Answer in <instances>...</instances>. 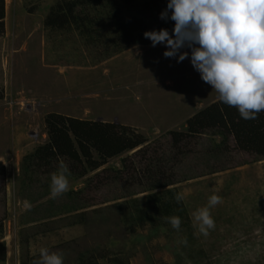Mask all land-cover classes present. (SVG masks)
Segmentation results:
<instances>
[{
  "label": "rangeland",
  "instance_id": "obj_1",
  "mask_svg": "<svg viewBox=\"0 0 264 264\" xmlns=\"http://www.w3.org/2000/svg\"><path fill=\"white\" fill-rule=\"evenodd\" d=\"M58 1L4 0L0 264H36L42 247L63 253L64 264H78L86 250L121 253L122 264H264V159L239 150L233 139L221 145L211 132L175 144V134H187L188 120L218 94L190 59L166 58L163 45L120 44L115 22L136 20L140 28L127 31L151 42L143 34L168 21L160 19L168 0H102L85 10L95 30L47 27ZM109 3L120 10L115 21ZM50 115L126 127L143 144L82 178H69V192L83 191L76 201L67 193L52 199V175L61 162L70 164L61 160L42 173L32 167L27 175L23 168L24 159L48 142ZM159 171L173 176L168 189L183 196L182 209L171 216L181 218L180 230L168 219L132 233L117 229L123 209L153 193ZM213 194L222 203L211 209L216 227L204 237L193 213ZM69 208L82 214L62 213ZM185 238L187 246L179 243Z\"/></svg>",
  "mask_w": 264,
  "mask_h": 264
},
{
  "label": "trees",
  "instance_id": "obj_2",
  "mask_svg": "<svg viewBox=\"0 0 264 264\" xmlns=\"http://www.w3.org/2000/svg\"><path fill=\"white\" fill-rule=\"evenodd\" d=\"M101 2L102 0H60L50 11L45 20V25L52 29H63L67 26H75L81 29V27L87 26L92 30L94 27L89 23L90 19L85 10L89 6L99 5ZM109 6L111 9L110 17L115 21L118 19L120 10L116 4L113 7L109 3ZM4 9V0H0V39L4 35ZM76 10L80 11L76 12ZM115 23H117L120 32V44H151L147 40L139 41L133 38L132 32L127 31L126 27L132 30L137 29V27L140 28L136 20H132L129 26L125 22L122 25L118 22ZM173 27L174 21L169 19L162 28L168 29L171 33ZM86 31L88 32V29ZM84 32H82L83 35H85ZM1 99H3V90L0 89ZM186 130L187 134H175V144L178 145L187 138L211 132L221 138V145L226 146L228 140L233 139L239 150L252 154L257 159H264V112L259 113L254 120H244L236 108L222 104L218 100L190 118ZM46 131L48 142L38 147L33 154L24 159L23 168L26 175V171L28 172L32 167L39 168L38 172L42 173L41 168L47 170L54 163L62 160L70 164L71 174L69 178L76 180L97 170L113 157L132 151L143 144L142 137L131 133L126 127H117L101 122L80 121L58 115H50L46 118ZM160 171L159 174L155 175L157 176L155 180L157 186L153 185L150 188L153 193L147 195L142 204L137 203L138 200H134L133 204H130V208L123 209L120 219L117 220L119 224L117 229L123 227L126 232L132 233L147 225L155 227L159 225L160 220H167L171 217L176 208L182 209V206L180 207L181 202H177L175 199L177 194L168 189L174 181L173 176L165 171L162 173ZM3 173L4 170L1 168L0 176ZM49 173L46 171L43 174L49 175ZM50 184L51 182L48 185ZM160 187L167 189L155 193L156 188ZM82 193L83 191L68 192L66 197L74 202ZM115 209L121 211L122 207L117 205ZM66 210L64 209L62 213L68 215L69 213L82 214H78L79 209L69 208L68 212ZM1 230L2 226L0 227V236ZM98 248L103 249L102 247ZM94 251L96 250L80 252L78 264H100L99 260H105L107 264H122L124 261L121 253L110 254V252H105L98 256V254H94Z\"/></svg>",
  "mask_w": 264,
  "mask_h": 264
},
{
  "label": "clouds",
  "instance_id": "obj_3",
  "mask_svg": "<svg viewBox=\"0 0 264 264\" xmlns=\"http://www.w3.org/2000/svg\"><path fill=\"white\" fill-rule=\"evenodd\" d=\"M160 19L174 21V27L144 32L152 47L163 45L166 58L177 62L190 59L202 80L218 94V100L238 110L244 120L264 112V0H168ZM190 49L182 51V49ZM70 169L61 162L51 177L50 198L70 191ZM177 202L183 196L177 194ZM222 203L213 194L206 206L193 213L199 234L214 230L211 209ZM28 208L31 205H27ZM180 230L179 216L168 218ZM179 243L187 246V238ZM36 264H64L63 253L42 247Z\"/></svg>",
  "mask_w": 264,
  "mask_h": 264
}]
</instances>
